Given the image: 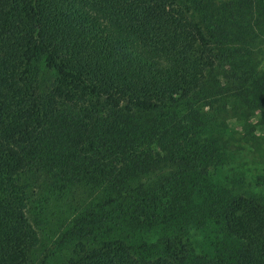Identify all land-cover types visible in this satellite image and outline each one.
<instances>
[{"label": "trees", "instance_id": "trees-1", "mask_svg": "<svg viewBox=\"0 0 264 264\" xmlns=\"http://www.w3.org/2000/svg\"><path fill=\"white\" fill-rule=\"evenodd\" d=\"M0 264H264V0H0Z\"/></svg>", "mask_w": 264, "mask_h": 264}, {"label": "rangeland", "instance_id": "rangeland-1", "mask_svg": "<svg viewBox=\"0 0 264 264\" xmlns=\"http://www.w3.org/2000/svg\"><path fill=\"white\" fill-rule=\"evenodd\" d=\"M256 119L252 121L254 124ZM241 127L238 128V130ZM35 180L44 179L45 177L34 176ZM48 203L44 205V208L39 204L38 209L31 214V219L34 221V215L40 220L41 226L39 232L42 239L46 243V247L55 246V254L52 256L55 263L61 261L64 256L68 253V250L72 247L67 241L64 244L57 245L59 241L67 233V224L72 220L73 216L79 210L78 202L74 201V194H69L65 198H57L56 194H51L47 197ZM42 210L40 211V208ZM48 210L47 212H45ZM46 248L43 247L42 251Z\"/></svg>", "mask_w": 264, "mask_h": 264}]
</instances>
